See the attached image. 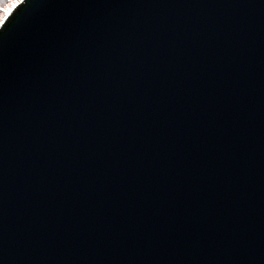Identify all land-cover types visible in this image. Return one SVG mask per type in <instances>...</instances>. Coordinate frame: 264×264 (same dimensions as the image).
<instances>
[{
    "label": "water",
    "instance_id": "95a60500",
    "mask_svg": "<svg viewBox=\"0 0 264 264\" xmlns=\"http://www.w3.org/2000/svg\"><path fill=\"white\" fill-rule=\"evenodd\" d=\"M0 264H264V0H25Z\"/></svg>",
    "mask_w": 264,
    "mask_h": 264
},
{
    "label": "snow or ice",
    "instance_id": "6c2138e0",
    "mask_svg": "<svg viewBox=\"0 0 264 264\" xmlns=\"http://www.w3.org/2000/svg\"><path fill=\"white\" fill-rule=\"evenodd\" d=\"M25 2V0H19L18 3H13L10 7L4 3V0H0V4H3L5 15L3 21H0V27L6 26L7 22L13 17L19 7ZM14 5V6H13Z\"/></svg>",
    "mask_w": 264,
    "mask_h": 264
},
{
    "label": "rangeland",
    "instance_id": "374dc122",
    "mask_svg": "<svg viewBox=\"0 0 264 264\" xmlns=\"http://www.w3.org/2000/svg\"><path fill=\"white\" fill-rule=\"evenodd\" d=\"M18 1L19 0H4V3H6L10 7L13 3H16ZM4 15H5V10L3 4H0V21L3 20Z\"/></svg>",
    "mask_w": 264,
    "mask_h": 264
}]
</instances>
